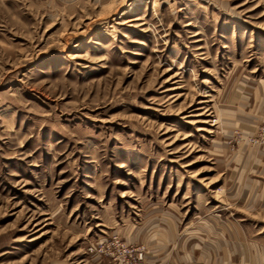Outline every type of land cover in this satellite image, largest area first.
<instances>
[{
    "label": "rangeland",
    "instance_id": "374dc122",
    "mask_svg": "<svg viewBox=\"0 0 264 264\" xmlns=\"http://www.w3.org/2000/svg\"><path fill=\"white\" fill-rule=\"evenodd\" d=\"M264 264V0H0V264Z\"/></svg>",
    "mask_w": 264,
    "mask_h": 264
},
{
    "label": "built area",
    "instance_id": "2783aa9c",
    "mask_svg": "<svg viewBox=\"0 0 264 264\" xmlns=\"http://www.w3.org/2000/svg\"><path fill=\"white\" fill-rule=\"evenodd\" d=\"M90 251L109 256L116 264H144L146 255L144 246L130 245L119 235L100 239L90 246Z\"/></svg>",
    "mask_w": 264,
    "mask_h": 264
}]
</instances>
